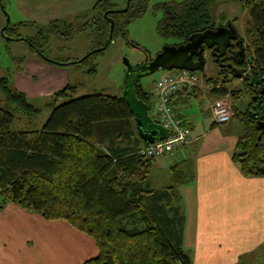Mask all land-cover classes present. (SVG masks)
Here are the masks:
<instances>
[{"label":"trees","instance_id":"1","mask_svg":"<svg viewBox=\"0 0 264 264\" xmlns=\"http://www.w3.org/2000/svg\"><path fill=\"white\" fill-rule=\"evenodd\" d=\"M223 1L238 2L248 12L244 40L254 72L264 78V0L160 4L155 7L163 14L158 34L180 45L189 43L193 35L213 30L211 8ZM112 2L99 0L90 22L79 29L96 26L99 50L90 57L103 52L109 41L110 23L104 15L114 9ZM147 6L148 0H131L127 13L110 15L115 22L113 39L117 35L128 38V26L145 14ZM49 29L61 38L69 37L68 30L77 31L64 21L52 23ZM29 42L34 52L43 54L40 46ZM196 90L181 91L174 108L180 105L179 98L191 97ZM76 92L77 87L68 85L49 98L46 107L53 112L41 130H15L16 123H31L41 111L25 93L13 89L9 80L0 79V207L16 205L48 222H66L92 238L98 255L84 264H193L182 243L180 188L194 182V161L173 166L171 185L153 190L148 181L155 161L141 154L147 145L139 137L124 96L96 94L74 99ZM213 92L219 97L229 94L223 88ZM136 94L159 123L151 104L154 93L147 92L141 80ZM259 103L264 111V97ZM254 104H249L246 113L235 110L232 117L244 124L233 161L247 177L264 176V133L256 126L264 118L256 120L250 115Z\"/></svg>","mask_w":264,"mask_h":264},{"label":"rangeland","instance_id":"2","mask_svg":"<svg viewBox=\"0 0 264 264\" xmlns=\"http://www.w3.org/2000/svg\"><path fill=\"white\" fill-rule=\"evenodd\" d=\"M98 1L0 0V79L9 80L13 89L29 94L30 103L41 111L40 116L31 123L27 120L22 122V124L26 123L24 126L16 123L15 130H41L53 112L52 108L46 107L49 98L68 85L77 87L74 99L96 94L124 96L127 71L124 65L125 59H129L133 65L144 63L147 59L156 58L165 47L180 45L178 40H166L158 34L157 26L163 14L155 7L166 3H183L186 0H148L145 14L128 26V38L117 35L108 49L92 55L83 63L74 64L99 50L100 40L96 26L91 25L86 27L85 31H80L92 19V10ZM127 1L113 0L114 9L112 11L125 9ZM210 14L216 28L232 23L240 36L245 39V28L250 17L240 3L217 2L213 4ZM8 18L10 19L9 24H7ZM56 21H64L77 31L68 30L69 37L61 38L58 34L51 33L49 29ZM59 26H61L60 22ZM29 41L40 46L44 55L34 52ZM204 57L205 70L196 73L199 77L198 87L201 93L198 90L194 91L192 95L194 97L184 104L181 102L177 110L174 108L177 113H181L184 124L191 129L194 128L196 132L194 138L201 136L198 142L187 148L188 156L190 154L193 156L198 145L203 143L213 145L218 141L223 142L231 138V135L227 136L228 131L226 132L224 125L215 127L211 120L209 98L212 85L210 80L212 82L219 78L220 68L210 58L209 53ZM44 58L68 64V66H56L47 63L43 60ZM28 62L34 63L29 64L31 67H28ZM26 73H29V76ZM166 74L170 73L160 70L153 76L141 79V85L147 92L153 94L156 83ZM230 79L229 89L242 92V97L238 99L229 97L226 101L230 103L234 117L235 110L240 112L246 110L250 97L247 90H244L242 82L233 77ZM0 98H2L1 94ZM151 104L155 109V99ZM153 115L156 116L154 112ZM231 121L233 127L244 128V124H241L239 119L232 118ZM190 140L191 138L188 144ZM182 148L184 146L180 149ZM164 175L168 178L167 173L160 172L154 166L148 181L149 187L156 190L169 187L171 181L167 183ZM187 254L193 258L189 252ZM241 264H264V251L245 258Z\"/></svg>","mask_w":264,"mask_h":264},{"label":"crops","instance_id":"3","mask_svg":"<svg viewBox=\"0 0 264 264\" xmlns=\"http://www.w3.org/2000/svg\"><path fill=\"white\" fill-rule=\"evenodd\" d=\"M33 63L28 62V67ZM213 90L209 98L211 120L215 127L223 126L213 115L217 105L228 101L229 96L216 97ZM192 97L177 101L184 104ZM232 123L224 125L230 139L198 145L193 156L186 150L201 136L194 138L196 132L189 127L187 146L155 160L156 169L168 174V178L164 175L167 183L173 166L194 161V182L180 188L185 225L182 243L193 264H241L264 251V176L247 177L233 161L245 128L233 127ZM97 255L94 240L66 222H48L16 205L0 207V264H84Z\"/></svg>","mask_w":264,"mask_h":264},{"label":"water","instance_id":"4","mask_svg":"<svg viewBox=\"0 0 264 264\" xmlns=\"http://www.w3.org/2000/svg\"><path fill=\"white\" fill-rule=\"evenodd\" d=\"M130 3L131 0H128L126 8L123 10L108 11L105 13L104 18L110 23V36L106 47L102 49L103 51H105L113 41L115 22L109 16L114 13H127ZM9 23L10 19L8 18L7 24ZM233 40H238V32L232 26L229 28H219L217 30L210 29L203 33L193 35L187 44L165 47L153 60L147 59L144 63L136 65H133L129 59L124 60V65L127 68L124 81V98L133 115L139 137L144 145L151 146L157 142L165 141L170 131L159 123H156L150 115L149 105L138 99L136 94L138 82L143 78L153 76L160 70L167 72L189 71L193 73L204 71L206 67L204 57L205 51L214 49V58L216 57V62L218 63L223 56L220 51L221 48L227 47ZM239 44H242V41H239ZM88 57H90V55L85 59ZM44 60L47 63L60 67L68 66V64L57 63L47 58H44ZM80 62H83V60ZM228 68L232 69V74L236 79L241 78V75L235 73L236 71L231 66H228ZM262 83H264V78H262L261 84ZM262 94H264V92ZM253 101L256 105L252 112H250V115L256 119L264 118V111H261V103L258 101L257 94L253 98ZM256 126L259 131L264 133V123L262 121H258Z\"/></svg>","mask_w":264,"mask_h":264},{"label":"built area","instance_id":"5","mask_svg":"<svg viewBox=\"0 0 264 264\" xmlns=\"http://www.w3.org/2000/svg\"><path fill=\"white\" fill-rule=\"evenodd\" d=\"M163 75L154 88L156 101L155 115L159 124L170 131L165 141L157 142L142 149V156L157 160L163 156L174 154L178 149L189 142L190 128L181 119V113H177L173 103L181 91H192L197 88L199 77L189 71H173ZM214 120L219 125L231 122L233 113L230 105L220 102L214 110Z\"/></svg>","mask_w":264,"mask_h":264},{"label":"flooded vegetation","instance_id":"6","mask_svg":"<svg viewBox=\"0 0 264 264\" xmlns=\"http://www.w3.org/2000/svg\"><path fill=\"white\" fill-rule=\"evenodd\" d=\"M231 26L236 29V27L232 23H230L226 26H221L218 28L214 27L213 30H217L219 28H229ZM239 41H242V44H239ZM220 51L223 56L222 58H220L218 63L216 62V57L214 58V55H215L214 49L205 51V56L209 53L210 58L220 68L219 78L216 81L212 80V82H210L213 89L223 88L224 90H227L229 92L227 96L233 99H238L242 97L241 91L237 92V91H231L229 89V83L231 82L230 77H233L234 79H236L234 75L232 74V71H231L232 69L228 68V66H231L236 71L235 73L241 75V78L236 79V80H239L240 82H242L244 90L245 91L247 90L248 92L247 94L250 97L249 104L251 102L255 103L253 101V98L255 97L256 94L258 95V101H259V98L264 97V94H262L264 92V83L261 84L262 78H260L258 74L254 72V69H253V66L251 64V60L249 57L248 45L246 41L240 36L239 32H238V40L231 41V44H229L227 47H222ZM228 104L230 105V103ZM249 104L246 107V110L249 108ZM255 105L256 103L254 104V106ZM246 110L242 113H246ZM253 119H256V118L253 117ZM257 122L258 121H256V124Z\"/></svg>","mask_w":264,"mask_h":264}]
</instances>
